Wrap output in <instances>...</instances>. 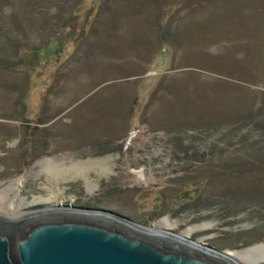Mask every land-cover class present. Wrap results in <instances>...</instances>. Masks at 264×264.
Listing matches in <instances>:
<instances>
[{"label": "rangeland", "instance_id": "rangeland-1", "mask_svg": "<svg viewBox=\"0 0 264 264\" xmlns=\"http://www.w3.org/2000/svg\"><path fill=\"white\" fill-rule=\"evenodd\" d=\"M51 206L169 218L252 264L264 0H0V213Z\"/></svg>", "mask_w": 264, "mask_h": 264}, {"label": "water", "instance_id": "water-1", "mask_svg": "<svg viewBox=\"0 0 264 264\" xmlns=\"http://www.w3.org/2000/svg\"><path fill=\"white\" fill-rule=\"evenodd\" d=\"M51 207L0 214V264H238L225 251L110 210Z\"/></svg>", "mask_w": 264, "mask_h": 264}, {"label": "bare ground", "instance_id": "bare-ground-1", "mask_svg": "<svg viewBox=\"0 0 264 264\" xmlns=\"http://www.w3.org/2000/svg\"><path fill=\"white\" fill-rule=\"evenodd\" d=\"M98 163V162H97ZM100 163V162H99ZM94 164V163H93ZM60 172V171H59ZM52 173V172H51ZM58 173V172H57ZM62 173V172H61ZM47 200V199H46ZM49 207L45 208V209H48ZM52 208V207H50ZM1 214V213H0ZM3 216H6V217H10V218H13L15 216H7L5 214H1ZM170 220L169 218H164L160 221V225H161V228H157V227H150V226H144V227H148V228H151V229H156V230H163V231H167L169 229H167L166 227L167 226H171L170 225ZM208 225H202V226H196V227H192L191 229H189L187 231V234H192L197 228L199 227H207ZM168 232H171V231H168ZM173 232V231H172ZM175 235L181 237V238H185V239H188L190 241H192V239L188 238V237H183L177 233H175ZM197 244H199V242H195ZM224 255L230 257L231 259H233L234 261H236L238 264H242L240 261H238L237 259H235L236 257H233L232 255H230L229 253L225 252L223 253ZM239 256H241L243 259L247 260V261H250L252 264H262L264 263V242L263 243H260L258 245H255V246H252L251 248L248 249L247 253L245 254H240Z\"/></svg>", "mask_w": 264, "mask_h": 264}]
</instances>
